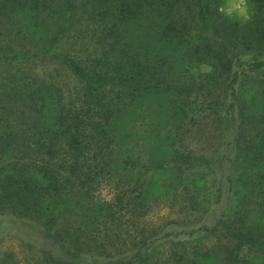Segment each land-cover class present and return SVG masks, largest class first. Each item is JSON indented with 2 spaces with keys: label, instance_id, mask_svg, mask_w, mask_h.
Returning <instances> with one entry per match:
<instances>
[{
  "label": "trees",
  "instance_id": "16d2710c",
  "mask_svg": "<svg viewBox=\"0 0 264 264\" xmlns=\"http://www.w3.org/2000/svg\"><path fill=\"white\" fill-rule=\"evenodd\" d=\"M224 1L0 0L22 42L0 50V236L43 264H264V0L245 22ZM198 116L209 158L183 146ZM178 192L193 222H146Z\"/></svg>",
  "mask_w": 264,
  "mask_h": 264
},
{
  "label": "rangeland",
  "instance_id": "374dc122",
  "mask_svg": "<svg viewBox=\"0 0 264 264\" xmlns=\"http://www.w3.org/2000/svg\"><path fill=\"white\" fill-rule=\"evenodd\" d=\"M228 3L229 0H225L220 9L225 7ZM57 6H60V0H56V7ZM222 14L228 16L224 12H222ZM52 18L55 19L54 17ZM11 25L8 24L6 20L0 18V50L8 51V49H6L7 44L14 46V48L18 45H22V42H19L18 39L15 38L17 32L15 30V25H12V27ZM51 27V29L54 30L56 22ZM30 66H32V71L38 75L48 77L47 74H51L57 83L62 87L65 95L69 90L73 92L72 86L74 82L57 64L45 59L37 61V63L30 64ZM4 70L5 67H0V77H4ZM68 95L69 94L66 95V98ZM199 117L200 116H198L197 122L192 124L193 126L189 125L184 127L182 142L183 146L195 154L209 158V156H212L213 152L217 149L220 137L219 133L214 130L212 125L209 123V117ZM111 195L112 192L107 186L99 187L96 193L97 200H108ZM188 199V195L185 196L184 192H178L174 195V199L172 201H157V203L152 205V208L145 216L146 222H149L154 226H162L165 223L170 224L174 222L183 224L193 222L196 216L195 214H192V210L189 209L191 204ZM203 205L205 204L202 203L198 205V207H202ZM211 238V244L216 243L218 240H224L220 234L212 236ZM167 248L168 245L160 246L159 255H166V250H168ZM5 253H11L12 259L16 264H43L41 254L37 247L12 234H4L0 236V256Z\"/></svg>",
  "mask_w": 264,
  "mask_h": 264
},
{
  "label": "clouds",
  "instance_id": "9594fccd",
  "mask_svg": "<svg viewBox=\"0 0 264 264\" xmlns=\"http://www.w3.org/2000/svg\"><path fill=\"white\" fill-rule=\"evenodd\" d=\"M220 10L229 17L240 20L241 22L249 18L247 0H229V3Z\"/></svg>",
  "mask_w": 264,
  "mask_h": 264
}]
</instances>
